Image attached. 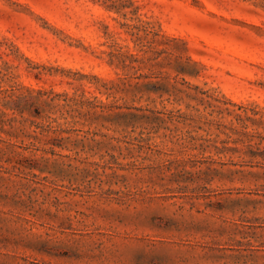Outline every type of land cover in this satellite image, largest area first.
I'll list each match as a JSON object with an SVG mask.
<instances>
[{
	"label": "rangeland",
	"instance_id": "rangeland-1",
	"mask_svg": "<svg viewBox=\"0 0 264 264\" xmlns=\"http://www.w3.org/2000/svg\"><path fill=\"white\" fill-rule=\"evenodd\" d=\"M0 264H264V0H0Z\"/></svg>",
	"mask_w": 264,
	"mask_h": 264
}]
</instances>
